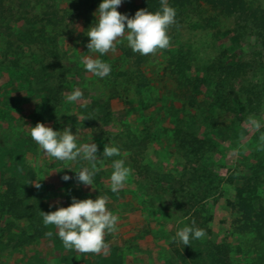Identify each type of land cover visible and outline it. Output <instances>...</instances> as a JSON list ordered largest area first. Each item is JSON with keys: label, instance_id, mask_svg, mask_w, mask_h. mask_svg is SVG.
Returning a JSON list of instances; mask_svg holds the SVG:
<instances>
[{"label": "rangeland", "instance_id": "rangeland-1", "mask_svg": "<svg viewBox=\"0 0 264 264\" xmlns=\"http://www.w3.org/2000/svg\"><path fill=\"white\" fill-rule=\"evenodd\" d=\"M133 1L122 0L117 11ZM246 1L248 6L264 9V0ZM94 2L93 15L102 0ZM6 4L19 15L11 21L5 11L0 19V56L8 39L2 22L18 29L23 18H35L50 7L73 6L68 0H8ZM191 13L188 8L184 16ZM184 16L168 29L170 46L148 55L144 69L149 85L141 95L134 91L127 98L111 101L110 112L109 81L87 72L81 62L86 56L100 58L83 46L89 43L87 39L77 46L72 37L64 36L61 66L49 65L61 82L58 97L47 102L42 122L35 116L42 95L14 87L12 73L0 71V174L27 183L44 198L51 212L70 206V198L81 191L87 199L107 196L108 210L119 217L117 231L105 235L106 254H72L60 238L19 248L7 246L3 238L0 264H98V256L112 254L120 256L121 261L116 260L121 264H209L216 244L227 251L230 264H264V229L262 235L241 232L240 213L231 205L236 203L237 188L255 185L254 175H258L263 183H257L253 203L257 209L264 206V143L260 140L264 134V28L236 17L228 19L206 4L190 20ZM121 47H129L122 38L116 42V50ZM175 51L188 54L192 75L203 79L194 108L187 107L188 94L170 71V53ZM34 52L43 55L42 51ZM24 55L29 58L32 52ZM220 60L227 66H241L243 71L227 89L228 104L218 99L217 76L211 73L213 64ZM121 64L123 61H117L116 66ZM243 87L249 88L252 99ZM76 89L83 97L68 103L66 95ZM174 111L177 115L171 117ZM248 117L260 121L258 132L249 130L245 123ZM38 122L55 131L70 126L78 145L97 144V155L103 162L97 165L100 171L93 178V187L78 185L75 179V171L90 168V162L81 158L56 160L31 139L30 127ZM179 127L209 141L201 159L187 156L180 148L174 135ZM106 144L118 147L120 156L103 158ZM116 159H122L131 174L125 186L113 193L110 176ZM64 175L72 179L64 181ZM38 182L42 185L39 189L31 184ZM185 226L203 229L206 235L190 239V246H184L172 237Z\"/></svg>", "mask_w": 264, "mask_h": 264}, {"label": "trees", "instance_id": "trees-1", "mask_svg": "<svg viewBox=\"0 0 264 264\" xmlns=\"http://www.w3.org/2000/svg\"><path fill=\"white\" fill-rule=\"evenodd\" d=\"M6 1L8 0H0V19L2 20V16L7 11L12 21L14 16L19 15V12H13ZM68 1L72 2L73 6L68 5L67 8L63 9L50 7V10L41 11V14L35 18H23V24L18 29H13L4 22L1 23L4 26L3 34L7 35L8 39L6 48L0 56V71L12 73L10 80L14 83V87L42 95L43 101L37 106L35 112V116L40 122L43 119L42 112L45 106L58 97V85L61 82L53 70H50L49 65L52 68L61 66L62 55L64 54L61 46L66 41L64 36L72 37L77 46L84 44L83 39L90 42L87 32L96 23V16L92 14L96 7L94 0ZM167 3L176 10L175 19H180L181 16H184L186 9L190 8L192 11L190 17L184 16L185 20H190L197 9L206 4L214 10L220 11L222 16L228 19L236 17L245 24L254 22L259 27L264 28V9L248 6L246 0H167ZM140 9H146L153 13L162 11L161 0H134L126 4L124 9L119 12L132 18ZM83 46L86 47V45ZM36 50L42 51L43 55L40 52L35 53ZM30 52H32V58L24 55ZM115 52L121 53V56L113 58L108 53L104 55L97 53L99 59L111 66L110 74L105 77L109 81L108 89L111 94L107 98L109 112L111 101L127 98L134 91L141 95L149 85L144 69L148 55L135 53L130 47H121L120 51L116 50ZM170 59L171 73L179 86L188 94L187 107L194 108L197 91L201 88L203 79L192 75V65L188 54L180 51L171 52ZM117 61H123L124 65L121 64L120 68L117 67ZM45 62L48 64H44ZM211 73L217 76L218 99L228 104L227 89L233 87V81L242 75L241 66H227L220 60L219 63L213 64ZM62 74L65 75V73ZM255 87L258 86L255 85ZM243 90L246 91L247 97L252 99L249 96V88L243 87ZM15 92L16 89H14ZM83 108L85 107L80 106V109ZM176 115L177 112L174 111L171 117ZM57 127L61 128V126ZM174 135L180 148L191 158L201 159L208 151L209 141L195 131L191 132L179 127L176 128ZM136 140H139L138 136H136ZM255 173L258 174L257 171ZM251 176L250 180L253 177ZM254 178L255 185L252 186L248 183L247 186L237 188L236 203L231 205L240 213L239 229L241 232H255L262 235L264 206L257 209L253 203L252 195L256 192L257 183L261 184L263 181L258 175H254ZM73 197L77 200L87 199L81 191L76 192ZM72 198L70 199L72 200ZM41 211L51 212L42 196L30 190L27 183L23 185L15 176L4 177L0 174V246L4 244L3 238L6 239L7 246L14 245V248L30 246L43 240H58V230L54 225L45 226L43 224ZM48 231L53 233L51 237L45 235ZM71 252L76 254L75 250H71ZM116 259L120 260V256L117 257L115 254L100 255L96 262L98 264H121V260ZM184 264H189V262L185 261ZM209 264H230L228 253L221 244H216L212 248Z\"/></svg>", "mask_w": 264, "mask_h": 264}, {"label": "clouds", "instance_id": "clouds-1", "mask_svg": "<svg viewBox=\"0 0 264 264\" xmlns=\"http://www.w3.org/2000/svg\"><path fill=\"white\" fill-rule=\"evenodd\" d=\"M121 4L122 0H102V3L99 4L98 10L94 14L96 23L87 32L90 42L86 47L89 52L100 55L114 53L116 42L121 38L127 41L133 52L144 56L154 55L157 51L170 46L168 29L176 23V10L168 5L167 0H161L162 11L153 13L146 9H140L132 18L117 11ZM81 62L86 71L96 77L104 78L111 72L110 64L101 59L86 56L82 58ZM82 97L83 93L76 89L67 94L65 99L68 103H73ZM245 123L253 132H258L262 127L260 121L253 117H248ZM30 129L31 139L45 155L62 162L76 161L77 158L90 162V168L83 167L79 171H75L77 173L75 179L78 185L93 187V178L100 171L97 165L103 162V159L97 155V144L92 142L78 145V137L73 134L70 126L64 128L63 131H55L38 122L35 127H30ZM260 140L264 143V134L260 136ZM120 154L118 147L109 146V144L104 146L102 153L103 158L120 156ZM112 168L110 189L113 193H118L125 186L131 169L125 167L122 159L114 160ZM70 179L72 177L68 175L62 176L64 181ZM31 184L37 189L42 186L40 182ZM107 203V196L99 195L94 200L90 198L77 200L73 197L70 206L58 207L56 211L52 212L41 211L40 214L45 226L54 225L58 230V237L65 249L75 250L82 254H100L101 252L106 254L108 245L105 243V235L116 232L119 221V217L108 210ZM192 223L195 224V221L193 220ZM45 235L51 237L53 233L48 231ZM205 235L203 229L185 226L179 229L172 239L174 241L178 239L184 246H190V239H201Z\"/></svg>", "mask_w": 264, "mask_h": 264}]
</instances>
